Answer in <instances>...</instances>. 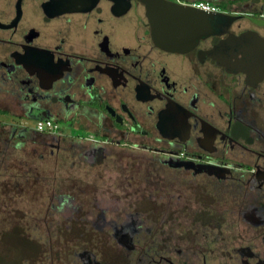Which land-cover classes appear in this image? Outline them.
<instances>
[{"label":"flooded vegetation","instance_id":"obj_1","mask_svg":"<svg viewBox=\"0 0 264 264\" xmlns=\"http://www.w3.org/2000/svg\"><path fill=\"white\" fill-rule=\"evenodd\" d=\"M4 161L45 264H264V0H0Z\"/></svg>","mask_w":264,"mask_h":264},{"label":"rangeland","instance_id":"obj_2","mask_svg":"<svg viewBox=\"0 0 264 264\" xmlns=\"http://www.w3.org/2000/svg\"><path fill=\"white\" fill-rule=\"evenodd\" d=\"M37 163L33 162L32 168L36 171L29 176L26 174L29 162L24 166L15 161L0 164V264H45L46 257L50 255L49 243H53L51 249L55 251L52 253L54 260L59 259L58 251L62 244L57 241L29 240L20 233H28L34 223L32 213L40 210V206H45L48 200V194L43 191L47 184L46 178L35 176L42 173L41 170L37 171L42 169L43 163ZM18 172L19 175L23 174L22 177H15ZM19 228L24 231L18 232Z\"/></svg>","mask_w":264,"mask_h":264},{"label":"built area","instance_id":"obj_3","mask_svg":"<svg viewBox=\"0 0 264 264\" xmlns=\"http://www.w3.org/2000/svg\"><path fill=\"white\" fill-rule=\"evenodd\" d=\"M46 128H51L50 122L49 121H38L36 124L37 130H45Z\"/></svg>","mask_w":264,"mask_h":264}]
</instances>
